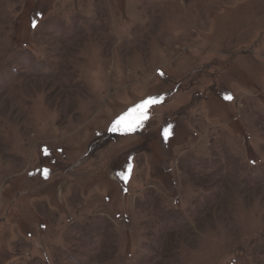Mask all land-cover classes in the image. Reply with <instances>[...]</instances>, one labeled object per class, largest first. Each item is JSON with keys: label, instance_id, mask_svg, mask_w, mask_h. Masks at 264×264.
I'll return each instance as SVG.
<instances>
[{"label": "rangeland", "instance_id": "374dc122", "mask_svg": "<svg viewBox=\"0 0 264 264\" xmlns=\"http://www.w3.org/2000/svg\"><path fill=\"white\" fill-rule=\"evenodd\" d=\"M0 264H264V0H0Z\"/></svg>", "mask_w": 264, "mask_h": 264}, {"label": "snow or ice", "instance_id": "6c2138e0", "mask_svg": "<svg viewBox=\"0 0 264 264\" xmlns=\"http://www.w3.org/2000/svg\"><path fill=\"white\" fill-rule=\"evenodd\" d=\"M37 26L36 22H32V27L35 28ZM162 97H148L147 99H144L139 104H137L135 107L129 109V111L119 117L117 120H115L112 124V131H120L124 133H131L136 131L138 128L143 127V125L148 121L150 118V110L156 106L157 104L162 102ZM226 101H231L233 97L231 95H227L224 97ZM174 134L172 126L166 125L162 128L160 135L162 136V139L164 142H167L170 137H172ZM252 163H255V161H252ZM132 172V166L129 164V167L126 171L119 174V179H121L125 184L128 183V180L130 178V174ZM45 179L48 177V170L44 169L42 172Z\"/></svg>", "mask_w": 264, "mask_h": 264}]
</instances>
